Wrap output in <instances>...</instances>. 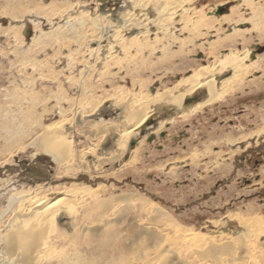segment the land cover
Masks as SVG:
<instances>
[{
    "label": "rangeland",
    "instance_id": "1",
    "mask_svg": "<svg viewBox=\"0 0 264 264\" xmlns=\"http://www.w3.org/2000/svg\"><path fill=\"white\" fill-rule=\"evenodd\" d=\"M128 1L0 0V235L16 219L12 195L36 191V198L55 197L64 191L74 196L91 186L94 197L77 202L75 217L62 213L54 220L56 231L48 235L57 234L60 241L53 240L56 246L41 264H97L100 256L105 264L117 259L121 264H264L263 236L258 243L212 252L241 231L234 216L251 212L264 221V40L257 34L264 28L253 29L250 21L257 15V23H264V0H248V5L192 0L205 16L244 20L236 28L245 29V40L237 38L235 50L245 52L247 63L262 61L261 68L232 95L186 120L167 122L172 117L167 110L153 109L149 123L135 131L119 156L125 141L119 137L130 120L124 104L163 93L233 49L208 46L230 32L229 22H223L208 36L176 32L177 39L152 56L114 47L105 64L112 31L100 39L99 53H91L99 31H85L82 22L106 16L116 23L120 13L131 10ZM231 8L237 11L233 17ZM175 52L180 53L169 58ZM112 58L118 61L109 63ZM202 94L196 92L184 110ZM52 127L69 146L68 152L61 150L67 162L60 165L53 152L37 145ZM109 156L111 162L97 163ZM72 200L61 204L66 208ZM31 221L26 231L32 230ZM176 229L198 237L188 241L175 235ZM131 256L135 260L128 263Z\"/></svg>",
    "mask_w": 264,
    "mask_h": 264
},
{
    "label": "bare ground",
    "instance_id": "2",
    "mask_svg": "<svg viewBox=\"0 0 264 264\" xmlns=\"http://www.w3.org/2000/svg\"><path fill=\"white\" fill-rule=\"evenodd\" d=\"M128 2L130 3L128 4L129 5L128 7H131V10L125 11L123 13L119 12L120 16L117 21L115 20L116 23H113L112 21L108 20L106 16H100L97 18L95 17L94 19L91 18L92 19L91 22H87V21H86L87 23L82 22V27H84L85 31L86 30H90L92 32L93 31L95 32V30L99 31L98 33L99 40L97 41L98 46L94 49H91L90 51L91 53L92 52H95V54L96 52L99 53V50L101 47L99 46L100 39L102 40V37L110 31H112V33L109 35V37H111L113 44L107 43L109 47L107 49V56H105V59L109 58L108 57L109 55L112 56L113 53L111 54V51L114 49V47L115 48L119 47L120 50L123 52V54L124 53L127 54L128 50L133 49L135 50V53L139 55L142 54L144 50L150 51V56H152L153 52L157 48L164 50L166 49L167 44H169L171 40H176L177 36H179L178 33H177L178 35H175L176 32L183 33L184 31L188 30L190 36L191 35L200 36V37L205 36V35L208 36L209 35L208 33L210 31L213 32L215 23H217L218 25H221V23L223 22L225 23L229 22L228 24L231 25L230 32L227 33L222 38L221 37L219 38L216 36L217 38H215L213 42H209L208 46L211 49V51L217 48L223 49V47L225 48V46L233 47V49H230V51H228L229 53L222 54L219 58L213 57V62L210 67L204 70H201V71H197V72L194 70L195 72H193L191 75L182 78L175 86L165 90L161 94L154 93L150 97H147L148 99L145 98V100H144V97L142 99L140 98L138 99L136 96V98L138 99V103H134L132 105H130L131 102L129 104L128 103L124 104L123 102L126 101V99L125 100L122 99L123 101L120 100L124 104L123 109L125 108V110L129 112L130 120H129V125H128L129 127L126 130L122 131L123 133L119 137V139L123 138L125 140L123 145L120 142L122 150L121 152L119 150V153H118L119 156L123 155V152H124L123 148L127 144L128 140L135 133V131L138 130L139 128L144 129L146 125L149 123V121L147 120L148 114L151 113L153 109H155L154 111H157L159 109L167 110V113L172 115V117L166 120L167 122L170 121L174 123L177 120V117H179L182 120H186L190 118L191 116H193L195 113L197 112L199 113L204 107L214 102H217V100L219 99L221 100L223 97L227 95L228 97L229 95H232L234 91H236L243 85L242 81L244 80V78L250 75V72H253L256 69H260L261 68L260 64L262 63V61L260 60H258V62L256 61L253 63L252 62L247 63L246 55L242 56L243 54H245V52L243 53V52H239L238 50H235V47H236L235 43L237 41L236 39L240 38L242 42L245 40V36L242 34L245 29L242 30V29L236 28L238 24L245 22L242 19L231 23L228 19H225L224 17H223L224 18L223 20H219L218 18L214 16H207V15L205 16L204 15L205 12L202 10V8L193 7L192 0H129ZM244 4L248 5V0H242L241 5H244ZM208 13H211L213 15L214 12L209 11ZM235 13H237V11L231 8L229 15H232L233 17V14ZM263 16H264V13L261 14V17ZM252 17L250 20L251 28L256 29L257 26H261V25L264 28V23H262L261 20L260 22L257 23V20H258L257 15L256 16L252 15ZM66 24L72 29H75V26H76L75 23L67 22ZM179 25L181 27L177 28ZM202 30H205V33H201ZM218 31L219 30L217 28L215 30V33L218 34ZM91 34H94V33H91ZM257 34H259L260 36L259 40H264V31L257 33ZM181 44L182 42L180 43V45ZM177 53H180V52H175L173 54L170 53L171 55H169V58L175 57ZM113 57L117 59L116 55ZM108 60L106 59L105 64L108 63ZM116 61L118 60H115L112 58L109 63L113 62L115 64ZM263 62H264V58H263ZM262 70L264 72V69ZM253 81L256 83L258 82V80H253ZM250 87H253V86H250ZM196 92L203 93L202 100L198 102L197 104H195L194 106H192L191 108L184 110L185 103H190V100L193 99L192 97L196 94ZM114 100L115 98L111 99V101H113L112 102L113 104H114ZM129 100H132V99H129ZM118 102L116 101L115 103H118ZM134 102H137V101H134ZM162 124L163 123H160L157 126H159V128H162ZM54 127H52L50 130L49 129L47 130L49 132H46L43 135L44 140L38 141L37 145L41 148L42 151L46 150V153L53 152L54 154L52 153L51 155L52 160L57 165H60L62 163L67 162V160L64 159L65 157L62 158L63 154L61 155V150L65 149L67 150L66 152H68L69 146H68V142L62 139V136L59 133L60 131H58ZM153 133L156 134V132H153ZM255 136H258V133ZM120 140L123 141L122 139ZM248 145L249 143L245 145L246 148L248 147ZM112 159H114L113 156L107 157V160L102 157L101 161L97 163L103 164L105 161H108V160H110L111 162ZM37 194L39 193L36 191L35 192L29 191L27 192V194H25L24 192H20L15 195H12L14 197L11 198L9 202L12 203L15 201V205L12 207L13 208L12 214L13 216H15L16 219L14 218L15 220H12L8 223V227L10 228L7 234L0 235V261L1 262H5L6 264H41V263H44L42 261L48 259L47 258L48 255L52 254L51 253L52 248L56 246L54 245L55 242L53 240L56 239V244H57V241H60L58 240L59 236L57 234L54 235V238L50 237L53 231L54 232L56 231L54 220H56L59 214H62V213L65 214V216L69 214V216L71 215L72 217H75L77 213L76 212L77 202L78 201L80 202L81 199H84L85 197L86 198L94 197L95 193L91 186H86L83 189L81 188V190L79 189L77 193L75 192L74 196L72 193H71L72 195L71 194L66 195L67 193L64 191L62 193L55 192L54 194L57 195L55 196L56 198L55 197L36 198ZM26 195H29V197H27ZM66 198H72L73 200L70 202V205L65 208L62 206L61 203ZM238 216H241V217L239 218L237 216H234V217L235 219H237L240 227H242L241 231L237 232V235L231 238L230 241H226L224 242V244L219 245L220 248L219 247L212 248L213 253L214 252L222 253L223 251H229L237 246H240V243H244V245L247 246L250 242L252 241L256 242L258 239L262 238V236L264 237V221L261 217H259L260 215L248 212L246 215L238 214ZM29 220H32L33 222H35V224L34 226H32V230L26 231L24 228L26 227L25 223ZM175 231H174L175 235L181 236L182 238L188 241L189 240L194 241V239L198 237L197 232L189 233L187 231H182L180 229H176ZM49 232H50V235H48ZM181 243H186V242L184 240V242L182 241ZM211 243H213L212 245H215L213 240H211ZM75 249H74V252H76ZM72 250L73 249H71V251ZM131 257H132L131 261H128V263H132V261L135 260L133 256ZM102 259L103 257L100 256V259L98 258L95 262H97V264H105L102 261ZM86 264H94V263L93 262L91 263L89 261ZM112 264H121V263H118V259H117V261L113 260Z\"/></svg>",
    "mask_w": 264,
    "mask_h": 264
},
{
    "label": "water",
    "instance_id": "3",
    "mask_svg": "<svg viewBox=\"0 0 264 264\" xmlns=\"http://www.w3.org/2000/svg\"><path fill=\"white\" fill-rule=\"evenodd\" d=\"M134 143V141H131V143H130V148L132 147V144Z\"/></svg>",
    "mask_w": 264,
    "mask_h": 264
}]
</instances>
